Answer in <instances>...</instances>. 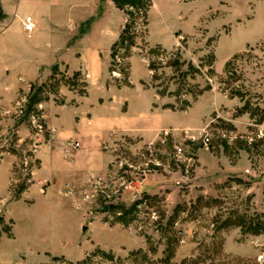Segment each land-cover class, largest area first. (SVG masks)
Wrapping results in <instances>:
<instances>
[{
  "label": "rangeland",
  "instance_id": "374dc122",
  "mask_svg": "<svg viewBox=\"0 0 264 264\" xmlns=\"http://www.w3.org/2000/svg\"><path fill=\"white\" fill-rule=\"evenodd\" d=\"M45 1L63 18L29 33L20 17L36 10L8 17L15 49L59 36L62 54L42 59L16 107L23 141L0 138L15 157L11 191H28L31 209L27 222L21 208L0 217V264H264V0H145L120 9V28L110 13L108 35L128 25L129 41L101 53L107 89L90 90L73 68L85 34L102 40L96 19ZM111 86L133 105L111 100ZM85 116L97 120L82 144Z\"/></svg>",
  "mask_w": 264,
  "mask_h": 264
},
{
  "label": "crops",
  "instance_id": "0c3cea01",
  "mask_svg": "<svg viewBox=\"0 0 264 264\" xmlns=\"http://www.w3.org/2000/svg\"><path fill=\"white\" fill-rule=\"evenodd\" d=\"M67 1V0H66ZM70 5L68 8L70 11L66 19L75 18L78 15V11H84L86 15L85 19H91L94 17L96 19V26L99 31H101L102 40L98 42L92 40L91 33L85 34L83 39H81V44L78 45L77 58L74 63V71H83L86 73L89 90L92 89L94 82L98 85L106 86V76L109 73V54H105L103 57L101 53L103 51H109L111 47L119 40L120 34L118 29H111L112 36L108 35L110 31L109 25L110 20L107 19L112 13L115 16L112 22L115 24L119 23V18L121 16V10L117 7L115 0H69ZM20 5H27L32 9L36 10L37 16H32L30 11L25 12L20 19V28H23V21L26 16L30 15L35 21L36 28H43L45 26L51 25L53 21L57 19H62L60 6L57 1L47 2L45 0H6L2 3L5 18L0 19V136L7 135L9 131L15 130L19 135V141L22 142L27 133V128L21 124L18 126V122L14 121L13 115L16 111V107L26 99V96L30 90V80L37 79L34 78L33 74H36L41 69V65L44 63L42 59L46 58L47 55H53V57H61L60 49V39L54 37L51 42H53V48L46 49L44 41L40 40L33 41L30 45H27L26 49L17 50L11 46L10 41L12 40V34L7 33L9 22L8 17L10 13L14 16H20ZM106 25L107 28H102ZM120 26V23L118 27ZM4 27V28H3ZM120 28V27H119ZM4 29V30H3ZM3 30V31H2ZM98 30H96L98 32ZM94 31V30H93ZM110 33V32H109ZM92 42V44H91ZM154 44V43H151ZM58 48H55V47ZM79 54V55H78ZM61 59V58H60ZM60 61V60H59ZM56 62V60H55ZM141 62V63H140ZM139 64H143V61L139 59V56L134 54L131 58V76L137 72L140 67ZM138 80L148 81L150 79V70L147 68ZM110 99L116 101L118 104H128V106L133 105V101L125 91L126 88L118 89L116 86L110 87ZM88 99V97H83L82 100ZM109 99V100H110ZM100 104V102H97ZM130 111V110H129ZM85 112V111H84ZM131 113V112H130ZM130 116L138 117L140 114H129ZM97 118L90 120L88 116L78 119L76 121L79 131L76 136L79 137L82 144L86 143L89 138L86 133L81 132L84 127H92L91 130H95V123ZM104 128H107L104 126ZM81 142L78 143L79 146ZM88 144V143H87ZM14 164L15 157L13 154L5 153L0 150V217L7 216L9 219L15 217V209L21 208L22 213L17 215L21 221L27 222L26 213H30V208L25 203L26 199L30 198V193L27 191L22 193L21 198L17 199L11 191L13 184L14 175ZM23 211H26L24 214ZM26 220V221H25ZM30 229V228H28ZM27 229V233H28ZM30 232V231H29Z\"/></svg>",
  "mask_w": 264,
  "mask_h": 264
},
{
  "label": "trees",
  "instance_id": "16d2710c",
  "mask_svg": "<svg viewBox=\"0 0 264 264\" xmlns=\"http://www.w3.org/2000/svg\"><path fill=\"white\" fill-rule=\"evenodd\" d=\"M115 3L117 5V7L121 10L124 9L125 6L129 5L131 7H137L140 8L141 6H143V8H146V6H148V3L145 0H115ZM5 18V14L2 10V8L0 7V19H4ZM128 30H129V26L125 25L123 32L120 35V42L124 43L125 41H129L128 38ZM131 45H133V43H130ZM118 45V43L115 44V46ZM114 46V47H115ZM38 93H34L32 96H30L28 102H27V109H29L30 107H32L33 105L38 104L41 101L40 96V91H37ZM28 113V110H27Z\"/></svg>",
  "mask_w": 264,
  "mask_h": 264
},
{
  "label": "built area",
  "instance_id": "2783aa9c",
  "mask_svg": "<svg viewBox=\"0 0 264 264\" xmlns=\"http://www.w3.org/2000/svg\"><path fill=\"white\" fill-rule=\"evenodd\" d=\"M23 27L25 29V31L31 33L35 30L36 28V24H35V21L33 20L32 17H26L25 21H24V24H23ZM1 138V136H0ZM79 144H75V146H78ZM177 150L179 152H181V148H177ZM27 183H31L32 182V179H27L26 180Z\"/></svg>",
  "mask_w": 264,
  "mask_h": 264
}]
</instances>
